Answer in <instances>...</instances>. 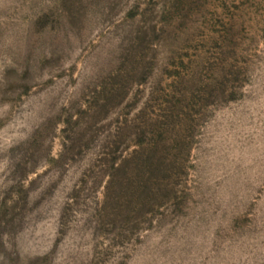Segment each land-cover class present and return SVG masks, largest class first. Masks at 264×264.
I'll use <instances>...</instances> for the list:
<instances>
[{
    "label": "rangeland",
    "instance_id": "obj_1",
    "mask_svg": "<svg viewBox=\"0 0 264 264\" xmlns=\"http://www.w3.org/2000/svg\"><path fill=\"white\" fill-rule=\"evenodd\" d=\"M0 264H264V0H0Z\"/></svg>",
    "mask_w": 264,
    "mask_h": 264
}]
</instances>
